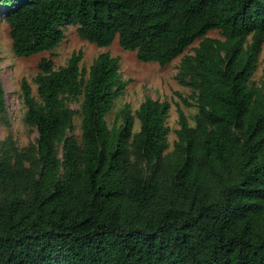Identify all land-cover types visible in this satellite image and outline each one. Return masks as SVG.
<instances>
[{
	"label": "trees",
	"instance_id": "obj_1",
	"mask_svg": "<svg viewBox=\"0 0 264 264\" xmlns=\"http://www.w3.org/2000/svg\"><path fill=\"white\" fill-rule=\"evenodd\" d=\"M19 58L53 52L64 27L98 47L119 38L140 62L181 58L195 124L146 97L122 124L106 116L123 95L120 56L83 52L56 68L43 58L23 79L35 144L0 146V264H264V0H0ZM219 31L222 39L207 36ZM194 54H185L196 41ZM264 74V69H263ZM180 97L181 94H179ZM81 102L80 110L70 102ZM8 96L0 74V116ZM80 114L81 137L74 133Z\"/></svg>",
	"mask_w": 264,
	"mask_h": 264
},
{
	"label": "rangeland",
	"instance_id": "obj_2",
	"mask_svg": "<svg viewBox=\"0 0 264 264\" xmlns=\"http://www.w3.org/2000/svg\"><path fill=\"white\" fill-rule=\"evenodd\" d=\"M1 12H3L2 9H0V14ZM63 29L65 39L53 52H43L29 58H19L12 49L9 26L0 16V74L8 96L7 119L10 124L7 126L0 116V146L10 134L20 149L36 143L38 137L36 128L24 121L27 108L22 98V80L26 79L32 86L33 94L37 95V85L33 80L38 73V64L43 58H51L55 67L58 68L66 65L73 53L82 51L84 56L81 65L87 69L90 68L100 53L109 52L113 56L121 57L120 72L126 82V87L123 95L116 99L113 109L106 116L109 126L121 125L123 120L120 113L124 107L129 106L135 117L134 132L137 133L140 129V122L136 117V111L146 97L168 102L170 104L167 119V125L170 128L168 151H172L174 142L177 140L176 130L179 129L177 105L179 104L183 109L191 125L195 124L194 116L197 113L195 105L186 106L181 99L186 98L191 103H195L191 99L192 90L181 86L176 80L182 56L165 66L156 62L143 63L139 61L136 51L121 48L118 37L112 45L98 47L82 39L77 33V27L66 25ZM207 36L222 39L220 32L216 30L209 32ZM199 41L190 46L185 54L193 55ZM263 69L264 45L259 58V67L252 78L254 84L261 85L264 78ZM70 104L72 108L80 110L81 102L71 101ZM81 119L80 114L74 118L73 133L78 138L81 137Z\"/></svg>",
	"mask_w": 264,
	"mask_h": 264
}]
</instances>
